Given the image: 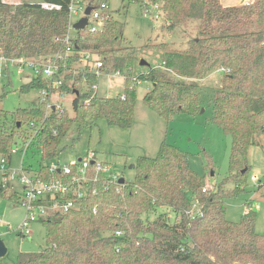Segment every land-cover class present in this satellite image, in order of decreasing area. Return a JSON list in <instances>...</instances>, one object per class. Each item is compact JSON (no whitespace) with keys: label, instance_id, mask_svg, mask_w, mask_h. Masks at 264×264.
Wrapping results in <instances>:
<instances>
[{"label":"trees","instance_id":"obj_1","mask_svg":"<svg viewBox=\"0 0 264 264\" xmlns=\"http://www.w3.org/2000/svg\"><path fill=\"white\" fill-rule=\"evenodd\" d=\"M42 1L63 7L46 10ZM70 1L0 0V56L48 58L64 52ZM153 1L162 3L169 29L196 24V35L186 47L166 42L146 45L162 52L161 65L134 75L135 50L123 44V21L111 14L99 31L76 29L74 49L94 52L103 60L101 72L118 70L125 77L123 93L96 94L83 103L91 97L84 86L96 80V71L84 66L80 55L71 56L64 70L65 81L71 83L61 89L75 93L74 115L67 109L62 113L49 109L50 98L15 111L0 108V153L11 160V150L20 139L30 141L44 157L55 158L74 123L93 126L106 119L112 125L131 127L137 79L153 84L144 101L162 117L169 119L173 111L199 112L200 81L222 70L221 85L212 99L213 121L232 138L227 181L235 183V189H220V184L226 185L223 181L204 192L205 183L192 170L187 155L164 141L156 157L143 156L136 163L135 181L125 179L108 189L101 182L98 194L81 199L78 209L45 221L46 247L21 253L16 264H264V232L256 231V212L246 210L239 221L226 216V199L246 184L249 149L264 135V0L230 6L221 0ZM51 87V80L40 76L20 90ZM42 170L47 172V167ZM0 196L19 201L16 191ZM163 206L175 212L174 221L164 214L149 218ZM192 210L198 212L195 217L189 214Z\"/></svg>","mask_w":264,"mask_h":264},{"label":"rangeland","instance_id":"obj_2","mask_svg":"<svg viewBox=\"0 0 264 264\" xmlns=\"http://www.w3.org/2000/svg\"><path fill=\"white\" fill-rule=\"evenodd\" d=\"M40 2V0H27ZM225 6L238 5L241 0H221ZM152 4L153 0H110L109 11L116 18L124 22L123 44L134 47L135 64L132 66L134 75L147 71L151 66L161 65L162 52L146 45L166 42L173 47L184 48L189 38L196 35V24L179 25L173 30L168 28L165 17L156 18L160 11L150 7V15L145 16L142 5ZM80 15L74 17V23ZM93 21V20H92ZM74 34L76 30L73 29ZM147 62L146 64L142 63ZM6 63L0 58V71H5ZM118 71V70H117ZM115 70L102 72L95 83L98 85L96 93L99 96H117L124 91L125 81L121 74L111 77ZM222 70L215 71L206 79L200 81L201 110L196 113L173 111L166 119L146 105L144 96L153 88V84L146 80H135L137 97L134 112V122L125 128L110 124L106 119H100L93 126H80L74 123L60 142V152L55 158L44 157L35 149L36 146L24 151L18 146V152L12 156V169H19L21 162L24 166L32 167L34 172L41 165L50 163H67L74 159L86 158L88 153L94 152L98 161L111 164L113 170L129 182L136 180L137 169L132 167L143 156L156 157L162 143L165 141L175 146L187 155L192 170L202 178L205 185H213L220 189L234 190L236 184L227 181L230 176V153L232 138L213 121L214 111L212 99L214 90L221 85ZM9 77L0 79V108L15 111L18 108L35 106L39 102V90L21 92L20 88L35 75L27 70L23 75L15 72ZM84 90L94 92L91 83L84 86ZM55 97L59 103L74 115L72 109V94L64 98ZM260 144L252 145L248 152L250 164L244 188L233 193L226 199V216L231 221H239L246 210L256 212V231L264 232V135L259 136ZM18 143L21 142L19 139ZM201 179V181H202ZM17 185L20 183L17 182ZM16 187L18 188V186ZM204 185V186H205ZM261 186V187H260ZM20 188V187H19ZM18 188V190H20ZM15 208L8 198L0 196V238L7 246V253L0 257V264H16L18 257L24 252H38L47 245V229L41 222L31 226L33 233L22 236L18 226L24 217L13 216ZM164 214L170 222L175 219V212L169 207H158L148 216L150 219ZM146 217V215H145ZM8 224L14 230L8 228Z\"/></svg>","mask_w":264,"mask_h":264},{"label":"built area","instance_id":"obj_3","mask_svg":"<svg viewBox=\"0 0 264 264\" xmlns=\"http://www.w3.org/2000/svg\"><path fill=\"white\" fill-rule=\"evenodd\" d=\"M242 1V0H241ZM250 0H245L243 3H247ZM41 6L46 10H61L62 5L59 3H51L42 1ZM92 7L91 13L86 14V8ZM154 7L159 10L160 13L156 14V18L164 16L162 9V3L154 2L152 4L145 3L142 5V10L145 16L150 15V7ZM108 0H96L90 2V0H71L68 5L69 18H70V31L66 35L65 41L67 47L64 52H59L48 58H7L0 56L1 59L10 63L11 67L6 66L5 71H0V79L9 77L12 73L23 75L27 70L34 73V78L42 77L51 80V89L41 88L39 89V100L46 101L50 98L48 108L55 107L59 113L64 112L66 108L59 103V100H55V97L64 98L70 93H64L61 89L62 85L70 84L71 82L65 81L64 70L71 56L80 55L84 66H93L96 71L97 78L102 73L101 67L103 66V60L100 59L94 52L90 50L80 51L77 48L74 49L75 41L77 40L76 34H72L73 25L81 18L87 16L88 24L85 29L89 31H99L103 28L104 21L110 17ZM80 15V18L74 23V17ZM93 20V21H92ZM76 30V29H74ZM113 75H121L119 71ZM31 79V80H32ZM72 85V84H71ZM91 97L85 99L83 103H89L91 98L96 95V89L98 85L93 81L91 83ZM75 91V90H74ZM75 93H72L74 96ZM122 98H125L123 95ZM18 146L24 149V151L30 149V141L24 143H18L11 150V155L18 152ZM11 160L7 155L0 153V192L11 195L13 192H17L19 195V201L13 202L14 209L19 208L17 216L22 215L24 211V217L18 226L19 233L22 236H30L33 231L31 226L36 222L44 223L52 217L65 214L80 207V200L85 199L91 195H96L99 192V184L102 182L105 188L108 189L110 184L119 182L121 176L117 174L111 164L104 161H98L94 152L88 153V157L74 159L67 163H50L46 165L47 172L42 170V166L37 168L34 172L29 167L24 166L23 161L19 169L11 168ZM32 168V167H31ZM17 182L20 185H17ZM20 190H18V188ZM214 186L205 185L203 191L206 192L209 189H213ZM198 202L195 203V205ZM198 212L200 209L197 208ZM196 210V212H197ZM196 212L192 210L189 214L195 217ZM197 212V213H198ZM0 221L2 217L0 215ZM10 230H14L11 224H8ZM116 234L120 235L121 231H117Z\"/></svg>","mask_w":264,"mask_h":264},{"label":"water","instance_id":"obj_4","mask_svg":"<svg viewBox=\"0 0 264 264\" xmlns=\"http://www.w3.org/2000/svg\"><path fill=\"white\" fill-rule=\"evenodd\" d=\"M243 1H245V0H242V2H243ZM91 10H92V7H91V6H88V7L86 8V11H85L86 14L89 15V14L91 13ZM87 24H88V17L85 16V17L81 18L78 22H76V23L73 25V27H74V29H77V30L85 29L86 26H87ZM36 58L39 59L38 56H37ZM142 63L146 64L147 62L143 61ZM53 109H55V107H53ZM132 167H136V165L133 164ZM119 182H120V183H124V182H125V177H121V178L119 179ZM18 213H19V208L14 209V210L12 211L13 216H17ZM7 250H8V249H7V246H6L5 242L0 238V257L4 256V255L7 253Z\"/></svg>","mask_w":264,"mask_h":264},{"label":"crops","instance_id":"obj_5","mask_svg":"<svg viewBox=\"0 0 264 264\" xmlns=\"http://www.w3.org/2000/svg\"><path fill=\"white\" fill-rule=\"evenodd\" d=\"M3 1H5V2H7V3H19V2H21V1H27V0H3ZM72 34H74V32H72ZM114 76H116V75H113L111 78L113 79L114 78ZM121 76V75H120ZM123 93V92H122ZM121 94V93H120ZM119 95V94H118ZM73 97L74 96H72V99H73ZM14 210V209H13Z\"/></svg>","mask_w":264,"mask_h":264}]
</instances>
